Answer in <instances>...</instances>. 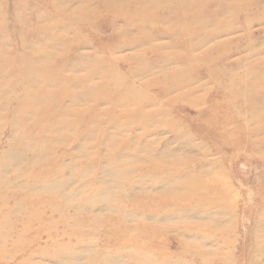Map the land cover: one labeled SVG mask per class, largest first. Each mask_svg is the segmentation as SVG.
Returning <instances> with one entry per match:
<instances>
[{"label": "rangeland", "instance_id": "1", "mask_svg": "<svg viewBox=\"0 0 264 264\" xmlns=\"http://www.w3.org/2000/svg\"><path fill=\"white\" fill-rule=\"evenodd\" d=\"M0 264H264V0H0Z\"/></svg>", "mask_w": 264, "mask_h": 264}, {"label": "bare ground", "instance_id": "2", "mask_svg": "<svg viewBox=\"0 0 264 264\" xmlns=\"http://www.w3.org/2000/svg\"><path fill=\"white\" fill-rule=\"evenodd\" d=\"M93 77V76H92ZM89 81H91L90 79H88ZM114 81H111V83H113ZM107 92L110 90V89H108L107 87H106V89H105ZM117 93V92H116ZM122 95V94H121ZM123 97V96H122ZM121 97V98H122ZM118 98H119V93H118ZM123 99V98H122ZM120 101H121V99H120Z\"/></svg>", "mask_w": 264, "mask_h": 264}]
</instances>
